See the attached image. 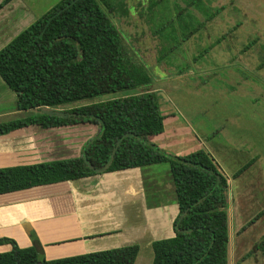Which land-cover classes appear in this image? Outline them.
I'll return each mask as SVG.
<instances>
[{
  "label": "trees",
  "instance_id": "trees-1",
  "mask_svg": "<svg viewBox=\"0 0 264 264\" xmlns=\"http://www.w3.org/2000/svg\"><path fill=\"white\" fill-rule=\"evenodd\" d=\"M187 1L206 21L219 13L205 6V0ZM135 9L126 0H60L0 50V77L15 93L17 109L35 111L0 124V135L28 125L76 121H90L99 128L79 156L0 169V194L167 163L178 213L172 223L174 236L152 243V264H227V178L203 149L177 156L150 140L164 130L156 92L146 89L60 109L152 84L146 68L128 54L113 20L116 13L133 14ZM174 19L166 35L177 33L181 41L204 26V21L181 12ZM45 108L60 112H42ZM146 200L148 206L154 205L147 186ZM31 240V246L21 248L1 237L0 245L10 244L11 250L0 253V264H134L139 250L127 245L46 260L33 233Z\"/></svg>",
  "mask_w": 264,
  "mask_h": 264
},
{
  "label": "rangeland",
  "instance_id": "rangeland-1",
  "mask_svg": "<svg viewBox=\"0 0 264 264\" xmlns=\"http://www.w3.org/2000/svg\"><path fill=\"white\" fill-rule=\"evenodd\" d=\"M59 1L39 0L36 11L42 15ZM126 2L136 6L135 12L116 13L113 20L128 54L146 68L152 84L60 109L146 89L156 92L160 109L169 119L164 132L171 136L170 144H175L178 138L176 145L185 148L197 145L210 154L228 178L229 198L249 202L245 204L247 212L242 205L239 208L236 205L237 215L240 208L244 212L241 211L243 228L252 224V219L259 221L264 215V0H205V6L219 10L209 21L187 0ZM178 12L204 21L202 29L187 41H181L177 33L166 35ZM51 111L60 112L47 110ZM33 113L28 111L23 116ZM177 125L186 129L179 136L175 131ZM144 170L150 175V184L163 187L168 179L170 183L167 163ZM152 194L155 203L163 200L155 189ZM258 212L262 213L256 216Z\"/></svg>",
  "mask_w": 264,
  "mask_h": 264
},
{
  "label": "crops",
  "instance_id": "crops-1",
  "mask_svg": "<svg viewBox=\"0 0 264 264\" xmlns=\"http://www.w3.org/2000/svg\"><path fill=\"white\" fill-rule=\"evenodd\" d=\"M37 1L0 0V50L41 16L36 11ZM24 113L17 109L15 93L0 77V124L25 118ZM162 114L165 125L169 119ZM98 130L95 123L76 121L45 127L28 125L2 134L0 169L79 156ZM184 130L175 127L178 136ZM150 140L172 155L198 149L197 145H176L178 138L170 144L171 136L164 130ZM146 171L135 167L0 194V238H10L25 248L32 245L33 233L46 260L137 245L134 264H152V243L174 236L172 223L178 206L169 179L163 187L150 184ZM146 186L149 196L155 189L163 200H151L154 205L148 206ZM245 204L249 205L245 199L239 203L228 196L227 264H264V215L243 228L241 211L249 210ZM236 205L243 207L239 215ZM9 250L10 244L0 245V253Z\"/></svg>",
  "mask_w": 264,
  "mask_h": 264
}]
</instances>
